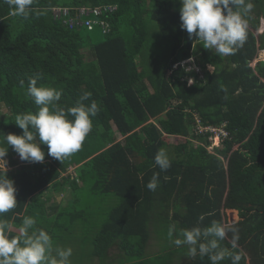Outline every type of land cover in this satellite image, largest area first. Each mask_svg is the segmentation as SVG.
I'll use <instances>...</instances> for the list:
<instances>
[{
  "label": "trees",
  "instance_id": "trees-1",
  "mask_svg": "<svg viewBox=\"0 0 264 264\" xmlns=\"http://www.w3.org/2000/svg\"><path fill=\"white\" fill-rule=\"evenodd\" d=\"M251 2L247 20L261 31L259 48L255 36L247 34L229 61L193 48L196 38L181 28L180 0H34L27 20L10 15L0 2V104L10 112L0 115V147H9L4 136L23 134L15 124L18 114L38 111L27 93L29 78L61 91L59 104L65 108L76 106L87 91L100 109L81 149L63 162L47 155L43 163L21 161L9 147L6 158L17 168L8 178L15 181L18 203L3 217L13 225L9 236L20 235L24 217L33 216L55 246L74 249L70 264L82 258L71 246L82 234L83 245L88 240L93 246L89 255L102 263L115 260L110 251L117 247L121 264L149 259L175 264L168 252L148 257L152 231L170 244V225L178 233L216 221L238 229L236 247L229 232L222 248L240 254V264H264V61L257 64V75L250 68L257 53L264 57V0ZM106 4L119 8L106 18L109 31L97 26L86 33L99 29L98 43L52 17L57 6ZM198 53L217 67L207 73L208 85L188 87L179 76L166 75L175 63ZM196 120L205 128L225 125L228 137L216 154L207 149L213 133H200ZM41 148L47 153V145ZM161 148L171 160L166 171L155 164ZM154 174L159 186L151 191L147 184ZM85 191L94 200L79 207ZM55 194L72 198L51 216L48 205ZM75 224L88 232H75ZM177 248L187 264H210L207 257L190 255L187 246ZM222 264H232L231 259Z\"/></svg>",
  "mask_w": 264,
  "mask_h": 264
},
{
  "label": "clouds",
  "instance_id": "clouds-1",
  "mask_svg": "<svg viewBox=\"0 0 264 264\" xmlns=\"http://www.w3.org/2000/svg\"><path fill=\"white\" fill-rule=\"evenodd\" d=\"M0 2L8 5L10 15L25 20L29 19L34 11L32 7L34 0ZM180 4L181 28L187 31L190 38H196L193 43L194 49L199 45L217 56H227L245 43L247 17L254 7L251 0H180ZM106 5L116 6V12L119 9L115 4ZM186 64H192L193 67H186ZM179 66L186 72L193 71L194 57H189L187 62H181ZM209 68L211 70L213 66L210 65ZM194 82L193 79L188 81L189 85ZM20 83L21 86L24 85V81ZM27 93L38 107V111L16 116L15 124L23 130L22 135L4 136L6 144L13 148L21 161L43 163L47 155L63 162L79 151L92 131V118L96 117L100 110L97 102L91 100L92 93L83 92L76 106L69 108L59 104L62 98L61 91L38 86L37 78H29ZM90 100V104H85ZM167 113L165 112L164 116H167ZM150 123H155V120L151 119ZM196 129L202 134L208 131L213 133L209 147L213 145L214 140L223 141L228 137L227 132V136L224 137V128H205L199 121ZM213 129L223 133L213 132ZM41 145H47V153L42 150ZM9 147H0V264H70L72 249L55 246L50 234L37 227L36 217L25 216L19 228L20 235L9 236L13 225L3 217L18 204L15 181L8 178V173L17 168L11 166L9 158H6ZM155 164L162 171L171 167L166 149L158 150ZM158 186V174H154L147 188L155 191ZM203 219L201 216L200 220ZM229 232L232 234V248H235L239 239L238 229L229 228L216 221L206 228L197 226L179 230L178 233L175 225H170L168 237L177 247L187 246L190 255L207 257L210 264H222L226 258H230L232 264H240V254L231 253L229 249L220 246V241L225 240Z\"/></svg>",
  "mask_w": 264,
  "mask_h": 264
},
{
  "label": "rangeland",
  "instance_id": "rangeland-1",
  "mask_svg": "<svg viewBox=\"0 0 264 264\" xmlns=\"http://www.w3.org/2000/svg\"><path fill=\"white\" fill-rule=\"evenodd\" d=\"M149 2V0H146ZM151 26L153 27L152 29L156 30L157 29V25L155 23H151ZM81 32H83L85 34V36H88L90 37L91 41L93 43H98L100 40H101V32L99 29H96L95 32L93 33H90V34H86L87 33V28H83L81 29ZM88 51V50H87ZM87 51H84L86 54ZM198 58L196 57L194 59L197 60ZM200 62V64L197 63V61L194 62L195 64V68L193 71L191 72H188V73H191V74H184L183 78H188V79H193L195 83H200L201 80L203 81H206V75L207 72H213V68L210 70L209 68V65L206 67V68H203L201 67L200 65H202L201 61L198 60ZM189 66L193 67L192 64H188ZM198 69V70H197ZM171 75V71L167 73V75ZM179 73H176L175 75L178 76ZM195 74L196 76L199 77L198 79V82L197 80L195 79ZM183 75V74H182ZM194 75V76H193ZM192 85V84H191ZM151 92H153V89L151 88ZM10 114V112L3 106L0 104V115L2 117H7L8 115ZM197 127V124L195 126V128ZM102 129V128H101ZM227 136V133L225 131L224 133V137ZM117 137H119V135H117ZM222 147V140L219 141V139H216L214 140L213 142V145L211 147L208 148V151L209 152H213V154H216V151L214 149H217V148H220ZM226 163V161H225ZM68 173H70V175L72 177H75L76 173L74 171V168H70L68 170ZM49 194V191H46L45 195H48ZM71 196L69 194H65V195H53V200L52 202L48 205V212L49 214L52 216V215H55L57 213V211L59 210V207L60 206H68L69 204V201L71 200ZM94 200V198L92 196H90L87 191H85L84 193H82L80 195V200L78 201L77 205L79 207H81L84 203H87V202H90ZM100 211V210H99ZM229 217V216H227ZM95 217L92 215L91 216V219L93 220ZM100 221V216L97 220V222ZM224 225H225V222H224ZM226 226V225H225ZM75 232H78V231H81V230H85L86 232H88L85 227L83 228L81 225L79 224H75ZM82 237H86V234L82 236H80L79 240L80 242L78 243H71V246H73L75 249H76V256L77 257H82L81 259H79V261L75 264H121V260H123L122 257H119V251L116 249L117 247H114L111 249L110 251V254L115 258V256L117 255V257L115 258V260L113 261H107V262H104L102 263V259H99L97 256L96 257H92L89 255L88 251L87 250H90V251H93V246H91V244L89 243V241L87 240V244L86 245H83V242L82 241ZM89 243V244H88ZM168 247V248H166ZM166 248V249H165ZM74 250V249H72ZM182 249L181 248H177V246L171 242L170 244L164 239H160V238H157L156 235L154 234V231H152V237L150 239V242L149 244L147 245V249L146 251H148V257L150 256H153L155 254H157V252H161V251H164L165 253L168 252V254L172 255L171 258L173 259V262L175 260V264H187L188 263V258L185 257L182 253L183 251H181ZM86 251H87V254H86ZM119 257V258H118ZM118 258V259H117ZM145 264H153L152 260L149 259L147 261L144 262Z\"/></svg>",
  "mask_w": 264,
  "mask_h": 264
},
{
  "label": "built area",
  "instance_id": "built-area-1",
  "mask_svg": "<svg viewBox=\"0 0 264 264\" xmlns=\"http://www.w3.org/2000/svg\"><path fill=\"white\" fill-rule=\"evenodd\" d=\"M117 7L113 5L66 7L57 6L52 9V17L55 21H61L71 29L87 28L93 31L97 26L103 32L109 31V23L106 18L116 12ZM213 132L223 133L213 129Z\"/></svg>",
  "mask_w": 264,
  "mask_h": 264
},
{
  "label": "crops",
  "instance_id": "crops-1",
  "mask_svg": "<svg viewBox=\"0 0 264 264\" xmlns=\"http://www.w3.org/2000/svg\"><path fill=\"white\" fill-rule=\"evenodd\" d=\"M152 23V22H151ZM247 30H248V32H247V34H251V35H254L255 36V39H256V43H257V46H258V48H259V35L261 34V31H255L250 25H248V28H247ZM201 49L202 48V46H197L196 47V49ZM259 52V51H258ZM236 54H237V51H236V53H234V54H230V55H227V56H222V59L223 60H225V61H229V59H231V58H233V57H235L236 56ZM191 57H194V59L197 57L198 59L197 60H195V61H197V63L198 64H200V62L198 61V60H200L201 61V63H202V65H200L201 67H203V68H206L208 65L210 66H213V72H208V71H206L207 73H209V74H213L215 71H217V67H216V65H215V63H206V61H203L202 60V54L201 53H198V54H193V55H191ZM189 59V58H188ZM188 59H185V60H183V61H181V62H187L188 61ZM194 61V62H195ZM260 61H264V57H260L259 56V54L257 53V55H256V57L250 62V68H252L253 70H254V73L256 74V72H255V68H256V66H257V64L260 62ZM181 62H178V63H175L173 66H172V68L170 69V70H167L166 71V75H167V73L168 72H170L171 71V75H175L176 73H179L178 74V76L181 78V81L182 82H184V81H187V86L188 87H191V86H193V85H198L199 87H203V86H206V85H208L209 84V75L208 74H205L206 75V81H203V80H201V82L200 83H195V84H192V85H189V83H188V81H189V79L188 78H183V76H184V74L186 73H188V72H186L183 68H181L179 65L181 64ZM186 67H191V66H189L188 64H186ZM183 74V75H182ZM188 74H191V73H188ZM187 74V75H188ZM170 74L169 75H167L168 77H170L171 76ZM257 75V74H256ZM177 76V75H176ZM194 76V75H193ZM195 79L197 80V82H198V79H199V77L198 76H196V74H195ZM261 81L262 82H264V79H261ZM195 117H200L199 115H197V114H195L194 115ZM201 125L202 126H204V124H203V122L201 123ZM225 127V125L223 126V127H220V128H224ZM217 128H219V127H217Z\"/></svg>",
  "mask_w": 264,
  "mask_h": 264
}]
</instances>
